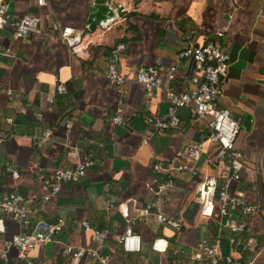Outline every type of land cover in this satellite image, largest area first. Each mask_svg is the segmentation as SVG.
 I'll return each mask as SVG.
<instances>
[{
	"label": "crops",
	"instance_id": "1",
	"mask_svg": "<svg viewBox=\"0 0 264 264\" xmlns=\"http://www.w3.org/2000/svg\"><path fill=\"white\" fill-rule=\"evenodd\" d=\"M92 2L9 0L13 20L34 15L41 24L26 40L14 39L9 23L0 27V46L9 50L0 56V199L18 193L31 199V221L63 222L56 241L37 248L31 261L98 264L87 254L64 255L63 249H94V232H101L106 237L99 253L111 264H206L195 259L202 240L218 241L222 253L239 264H264V0H107L120 14L114 9L111 19L90 31L86 20ZM56 25L72 28L78 44L61 41ZM211 39L231 58L216 106L240 125L236 147L245 168L239 179H229L228 161L220 162L207 140V121L193 117L191 109L179 111L178 129L158 134L146 124L145 118L166 115L168 101L163 89L148 94L134 79L142 65H176L169 88L194 89L200 82L194 63L178 61V54ZM119 44L125 49L113 57ZM111 64L125 77L121 86L105 76ZM58 84L67 88L65 94L53 93ZM119 111L123 123L115 125L112 118ZM246 121L247 130L242 129ZM45 132L49 136L41 141ZM193 144H202L204 153L189 164L182 154ZM84 158L92 162L87 176L62 185L42 203L45 180ZM7 163L19 179L6 173ZM172 163L186 168L168 176L154 169ZM168 180L173 185L160 192ZM227 180L230 193L255 207L252 214L243 217L231 208L221 216L218 188ZM238 221H244L245 230L231 250L226 226ZM128 227L140 236L139 252L122 250L119 239ZM18 231L17 222L1 214L0 249ZM7 254L9 264H25L14 250Z\"/></svg>",
	"mask_w": 264,
	"mask_h": 264
},
{
	"label": "built area",
	"instance_id": "2",
	"mask_svg": "<svg viewBox=\"0 0 264 264\" xmlns=\"http://www.w3.org/2000/svg\"><path fill=\"white\" fill-rule=\"evenodd\" d=\"M41 4L42 0H38ZM3 23H9L13 28V37L17 40H26L30 35L35 34L39 30L41 19L34 15H24L21 18L13 20L9 13V0H0V27ZM54 30L61 41L70 47L78 44L79 40L74 36V30L70 27H60L56 25ZM218 38L222 37L221 32L215 34ZM125 49L124 45L119 44L112 51L113 57ZM8 49L0 46V56H7ZM178 61L189 59L194 63L195 71L200 77L197 87L186 92H175L169 88L167 83L174 78L176 65H172L168 69L158 68L152 65H142L136 69L134 79L143 89L151 94L154 91L163 89L168 101V111L165 116L145 118L144 122L154 127L158 134H163L171 129H178L181 125L179 111L182 109H191L193 117L199 120H206L210 133L208 141L215 148L217 159L222 162L228 161L230 177L229 179H239L241 172L245 168V157L243 153L237 149L236 141L240 133V125L235 117L227 110L220 109L216 106L223 92L224 82L228 76L231 64L230 54L225 47H222L218 41L211 39L201 45L189 44L178 54ZM177 61V62H178ZM106 78L114 85L121 86L125 82L124 75L117 69L115 64L108 66L105 72ZM67 88L63 84H58L53 91L55 94H65ZM50 103L52 99L48 100ZM10 121V119H8ZM112 123L121 125L123 123L122 112L119 111L112 118ZM70 126V125H69ZM42 140H47L49 133L42 135ZM2 139H0V142ZM204 148L202 144H193L188 146L182 157L188 162L197 163ZM92 162L86 158L76 163L72 168L58 169L53 172L52 176L45 180L47 193L42 196V203L50 202L60 191L64 184L78 183L87 176ZM185 165L157 164L154 166L156 171L165 175L176 174L183 169ZM5 171L12 178L19 179L20 174L14 166L5 165ZM261 176L264 178V161ZM173 185L168 180L166 184L159 186L160 192H165ZM218 203L220 206V214L223 217L228 215V210L237 209L241 216L246 217L255 211V207L247 203L242 195L232 194L229 190V180L218 188ZM31 199L24 198L18 193H9L0 199V215L5 214L12 220L17 222L19 231L12 235L9 240L3 242L0 249V264H9L8 252L14 250L16 258L25 264H34L31 261L32 253L39 247L52 244L56 241L58 234L62 231L63 222L61 219L55 223L45 220L31 221L29 205ZM147 214V211H144ZM157 221L163 222L162 214L157 215ZM86 231H90L88 223H82ZM228 229L229 243L235 249L238 245L237 235L245 230L244 221L230 222L226 226ZM105 234L94 232V239L97 247L94 249H83L66 245L63 249L64 255H71L74 259H79L84 255H89L98 264H111L109 257L99 253L100 248L105 240ZM124 253H135L140 251V236L132 232L128 227L119 239ZM249 242L245 243L246 247ZM195 259L199 262L205 261L206 264H239L233 260L231 254H223L219 248L218 241L209 242L202 240Z\"/></svg>",
	"mask_w": 264,
	"mask_h": 264
},
{
	"label": "water",
	"instance_id": "3",
	"mask_svg": "<svg viewBox=\"0 0 264 264\" xmlns=\"http://www.w3.org/2000/svg\"><path fill=\"white\" fill-rule=\"evenodd\" d=\"M114 9L117 14H120L119 7L114 3H107V0H93L88 8L89 14L86 20L87 28L92 31L101 23L106 22L114 16ZM249 123L246 121L242 125V129H248Z\"/></svg>",
	"mask_w": 264,
	"mask_h": 264
}]
</instances>
